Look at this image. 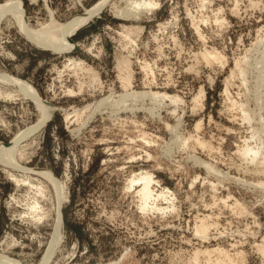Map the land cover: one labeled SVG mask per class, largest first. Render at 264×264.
I'll return each instance as SVG.
<instances>
[{"label":"rangeland","instance_id":"rangeland-1","mask_svg":"<svg viewBox=\"0 0 264 264\" xmlns=\"http://www.w3.org/2000/svg\"><path fill=\"white\" fill-rule=\"evenodd\" d=\"M20 1L27 26L39 28L101 0ZM128 1L108 0L68 52L42 49L13 16L2 19L0 72L30 83L55 110L19 141L17 164L0 161V255L44 259L59 192L35 170H48L64 186L62 239L48 264H264V164L239 152L245 140L264 143V0H152L137 17L122 15ZM131 91L147 96L120 98ZM0 92L7 144L39 113L13 85L0 82ZM145 172L162 195L141 208L140 184L129 180Z\"/></svg>","mask_w":264,"mask_h":264},{"label":"bare ground","instance_id":"bare-ground-1","mask_svg":"<svg viewBox=\"0 0 264 264\" xmlns=\"http://www.w3.org/2000/svg\"><path fill=\"white\" fill-rule=\"evenodd\" d=\"M128 1V0H127ZM131 3L129 4L131 7L130 9H126L125 11H121L122 15H125V16H136L138 15V13L140 11H143V10H148V9H151L152 7L156 6L157 4L154 3L152 0H130ZM108 2V0H101L100 2H98L97 4H94V7H92L91 9L87 10V11H84L83 13L77 15V16H73L71 17L69 20H67L66 22L64 23H59V22H50L48 24H45V25H41L39 28H31V26H27V23L25 22V15H24V9H23V6H22V3L20 0H11V1H6L5 3H1L0 4V23L2 22V19L6 16V15H11L14 17V21L17 23L20 31L27 37V39H29L33 44H35L36 46L42 48V49H45V50H49V51H52V52H68V51H72L75 46H78L79 45L73 41V39L71 40V36L76 32L77 29H79L83 24H85L88 20L92 19L102 8L103 6ZM158 2V1H156ZM129 3V1H128ZM159 3V2H158ZM127 5V4H126ZM119 11V10H118ZM145 12V11H143ZM150 12V11H148ZM21 13H22V16L23 18H21ZM120 11L117 13L116 11V14H120ZM115 14V13H114ZM141 13H139L140 15ZM143 14V13H142ZM141 14V15H142ZM146 14V13H145ZM219 21V20H218ZM215 51V50H214ZM204 53V52H203ZM216 54H218L216 51H215ZM216 54H212V53H207L205 55V57H208V58H212V59H219L218 58V55ZM264 55V54H263ZM70 58V57H69ZM204 58V57H203ZM208 58L207 61H208ZM76 60V59H74ZM72 61V59H71ZM77 61V60H76ZM215 61V60H214ZM219 61V60H218ZM239 61V60H238ZM210 62V61H209ZM77 63V62H75ZM80 63V62H79ZM123 63V62H122ZM237 63V61H236ZM238 64L240 65V63L238 62ZM67 65V64H66ZM78 65V64H77ZM80 65V64H79ZM83 65V64H82ZM239 65H237L239 67ZM70 66V65H69ZM81 66V65H80ZM72 68H75L76 67H72ZM78 68V67H77ZM237 68V67H236ZM235 68V69H236ZM243 68V67H242ZM241 68V69H242ZM240 69V70H241ZM124 70V69H123ZM237 70V69H236ZM234 72V71H233ZM245 70L243 69L242 70V74H245L244 73ZM232 73V72H231ZM240 73V72H239ZM241 75V74H240ZM128 76V75H127ZM242 77V76H241ZM126 78V77H124ZM123 78V79H124ZM96 79V78H95ZM130 79V77H129ZM128 79H126L127 81ZM125 81V82H126ZM0 82H4V83H7V84H11L13 85V87L20 93H24L25 95H28L30 99L33 100L34 104H35V107H37L38 109V118H37V123L30 126L29 128L25 129V130H22V131H19L18 133L15 134V137L10 140L9 143L7 144H3L1 143L0 144V161L1 163L3 162H7L9 163V165H15L17 164L14 157V153H15V150L17 149L16 146H18V143L21 139L27 137L28 135H30L31 133H33L36 129H38L39 127H42L44 126L47 121L49 120V118L52 116L55 108H54V105L48 101H45L43 98L40 97V94L38 93V91L30 84L28 83L27 81L25 80H22L18 77H15V76H12L10 74H7V73H1L0 72ZM129 82V83H128ZM128 82H126L128 85L127 87L129 86V84L131 83L129 80ZM227 82H228V79H227ZM126 86V85H125ZM228 87V86H226ZM81 88V87H80ZM126 89V88H125ZM227 91V90H226ZM68 92H71L72 93V90L71 91H68ZM125 92V91H124ZM151 92V91H149ZM20 93V94H21ZM152 93V92H151ZM18 94V93H17ZM156 94V93H154ZM154 94H151V95H154ZM159 94V93H158ZM165 94V93H164ZM2 95V93L0 92V96ZM8 94H6L7 96ZM11 95V94H10ZM24 95V96H25ZM142 96L144 97L147 96L146 93H144V91L142 93H138V92H133L131 91L130 92H127L123 95H120V98H125L126 96L127 97H136V96ZM157 95V94H156ZM155 95V96H156ZM161 95V94H160ZM123 96V97H121ZM150 96V95H149ZM110 97V96H109ZM113 98V97H112ZM140 98V97H139ZM153 98V97H151ZM160 98V97H159ZM164 98V97H163ZM172 98V97H171ZM174 98V97H173ZM172 98V99H173ZM105 99V98H104ZM102 100L105 102V100ZM128 99V98H127ZM137 99V98H135ZM155 99V98H154ZM108 100V98H107ZM125 101V99H123ZM227 100V99H226ZM102 101H100L102 103ZM117 101V100H116ZM122 101V100H121ZM44 102V103H43ZM175 102V100L173 101ZM151 103V102H150ZM236 103V102H235ZM104 104V103H103ZM119 104V103H118ZM125 104V103H124ZM232 104V103H231ZM97 106H100V103H98ZM240 106V105H239ZM126 108V107H125ZM128 108V107H127ZM242 108V107H241ZM98 110V109H97ZM117 110H118V107H117ZM127 110V109H126ZM69 113V112H67ZM118 114V113H117ZM254 114V113H253ZM68 115V114H67ZM65 115V116H67ZM77 115V114H76ZM242 117L243 119H246L248 122L251 119V116H250V113L247 112L245 109H242ZM253 117V116H252ZM68 118V116H67ZM261 119V121L263 122H260L261 123H264V118L262 117H259ZM67 121V120H66ZM263 125V124H262ZM200 126V125H199ZM198 127V125H197ZM253 127V126H252ZM199 128V127H198ZM260 129V127H258ZM253 129V128H252ZM259 129L254 128V130L252 131L251 135H250V138H257L259 137V133L263 130L261 129L259 131ZM264 131V130H263ZM262 134V133H261ZM262 139V138H261ZM187 140V139H185ZM198 141V140H197ZM202 141V140H200ZM260 142V141H259ZM200 143V142H198ZM202 144V142H201ZM205 144V143H203ZM208 144V143H207ZM185 146V145H184ZM202 147V146H201ZM211 148V147H210ZM206 149V148H205ZM238 152V151H237ZM241 153V155L244 157V159H247L250 164L251 163H255L256 164H259L258 166H260L261 164H264V143L261 142L259 143V145H251L250 143H247V140L244 141V145L243 147L240 149L239 151ZM240 155V156H241ZM19 157V156H18ZM21 158V157H20ZM245 161V160H244ZM8 165V164H7ZM19 165H17L18 167ZM257 166V165H256ZM254 166V167H256ZM263 166V165H261ZM264 167V166H263ZM20 168V166H19ZM259 168V167H258ZM257 168V169H258ZM260 169V168H259ZM264 169V168H263ZM36 174L37 175H40V176H43L45 177V179L51 181L50 183L52 185H54L53 187L56 189L54 190L56 193L57 191L60 193H62L63 188L64 186L58 181V179L55 177V175L51 172V171H48V170H35ZM34 172V173H35ZM139 173V172H138ZM149 173V172H148ZM152 174H147L145 172V174H141L139 176H133L130 180H129V183H130V186L134 185L135 183H139L140 184V189L138 190V194L140 196H138V198L140 199L141 201V208H146L149 204V201L151 200H155L157 199L160 195L162 194H155V192L153 191L152 187H151V184L153 182V179ZM155 181V180H154ZM156 182V181H155ZM245 182V181H244ZM258 182V181H257ZM256 183V182H255ZM247 184V183H245ZM250 184V182H249ZM259 186H263L264 187V182L263 181H259L257 183ZM214 186V185H213ZM254 186V185H253ZM128 187V186H127ZM53 188V189H54ZM165 188V187H164ZM42 189L41 187L39 188V190ZM169 190V189H168ZM263 190V189H262ZM170 193V192H169ZM57 194L58 196V201H56L57 205L55 206V218H54V225L55 228H54V232H53V235L51 237V240L49 241L48 243V247H47V252H46V255L44 257V259L39 263V264H48V261L49 259L51 258V256H53L54 252H55V249L56 247L58 246V244L60 243L61 239H62V235H61V228H62V212H61V201H62V197L61 195L63 194ZM163 195H167V194H163ZM64 196V195H63ZM228 197V196H227ZM160 198V197H159ZM163 198V197H162ZM65 199V197H63V200ZM226 201V199H224ZM159 201V200H158ZM152 202V201H151ZM236 202V201H235ZM238 202V201H237ZM237 204V203H235ZM139 205V207H140ZM152 205V203H151ZM153 206V205H152ZM151 206V208H152ZM157 205H155L156 207ZM239 208H240V205H238ZM154 207V208H155ZM38 205L36 203H31L29 205V209H30V214L33 216L34 214L36 215V211L38 210ZM140 210V209H139ZM153 210V209H152ZM150 210V211H152ZM145 211V210H144ZM245 211V209H244ZM208 216V215H207ZM203 222L205 220L202 219ZM201 221V220H200ZM206 223L208 221H205ZM196 223V222H195ZM209 224V223H207ZM211 225V224H209ZM196 227V226H195ZM197 233L199 234H206V231L208 230L207 229V225L205 223H202L199 224V226L197 225ZM209 228V227H208ZM195 232V233H196ZM195 235V234H194ZM197 235V234H196ZM204 241V240H203ZM260 245V248H262L261 246H263V244H258ZM257 245V246H258ZM233 247V246H232ZM256 247V246H255ZM264 247V246H263ZM207 248V247H206ZM217 248V247H216ZM257 249L259 247H256ZM259 248V250H260ZM219 249V248H218ZM217 249V251H219ZM222 248H220L221 250ZM195 250H198V249H195ZM195 250L193 251V255H194V262H196L197 258H198V251L195 252ZM204 250V249H203ZM202 250V251H203ZM209 250V249H208ZM207 250V253H209V251ZM211 250H215L214 249H211ZM199 250V254H203V253H200L202 252ZM223 251V250H221ZM220 251V254H222L223 252ZM237 251V250H236ZM264 250H262L263 252ZM3 252V251H2ZM195 252V254H194ZM215 252V251H214ZM229 252V251H228ZM260 252V251H259ZM206 253V251H204V254ZM218 253V252H217ZM225 253V252H224ZM227 253V252H226ZM225 253V254H226ZM238 253V252H236ZM214 254V253H212ZM224 254V255H225ZM242 254V252H241ZM207 255V254H205ZM219 254H217L218 256ZM228 256V254H226ZM224 256V257H227V256ZM200 256V255H199ZM209 255H207L206 258H208ZM202 257V256H201ZM210 257V256H209ZM219 257H221L219 255ZM219 257L218 260H219ZM230 257V256H228ZM211 258V257H210ZM210 258L209 261L211 260ZM228 259V258H227ZM231 259V258H229ZM228 259V260H229ZM51 260V259H50ZM199 260V259H198ZM202 260V259H201ZM200 260V261H201ZM207 260V259H205ZM204 260V261H205ZM215 260V259H214ZM213 260V261H214ZM224 259H221L220 261H222V263L224 261H226V259L223 261ZM231 260H229L230 262ZM16 260L12 259V258H9L7 256H3V255H0V264H15ZM190 262V261H189ZM208 262V261H207ZM207 262H204V263H207ZM212 262V261H211ZM215 264L217 261H214ZM232 262V261H231ZM198 263V261H197ZM196 263V264H197ZM200 263V262H199ZM219 263V262H218ZM221 263V264H222ZM233 263V262H232ZM231 263V264H232ZM18 264H20L18 262ZM190 264V263H189ZM203 264V263H202ZM210 264V263H209ZM224 264V263H223ZM234 264V263H233Z\"/></svg>","mask_w":264,"mask_h":264},{"label":"water","instance_id":"water-1","mask_svg":"<svg viewBox=\"0 0 264 264\" xmlns=\"http://www.w3.org/2000/svg\"><path fill=\"white\" fill-rule=\"evenodd\" d=\"M71 40H72V38H70ZM78 46H75V48L74 49H76ZM46 101V100H45Z\"/></svg>","mask_w":264,"mask_h":264}]
</instances>
